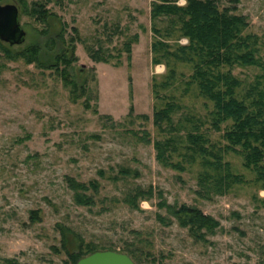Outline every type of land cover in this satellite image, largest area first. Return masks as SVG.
<instances>
[{
    "label": "rangeland",
    "instance_id": "1",
    "mask_svg": "<svg viewBox=\"0 0 264 264\" xmlns=\"http://www.w3.org/2000/svg\"><path fill=\"white\" fill-rule=\"evenodd\" d=\"M151 1L50 0L45 35L40 33L42 24L25 14L16 0H0L1 5L18 6L26 33L20 44L0 41L11 53L8 56L0 48V260L61 264L66 259L60 245L61 225L76 233L65 234L71 247L79 240L77 234L119 251L126 243L141 244L138 238L146 239L149 244L142 243L146 249L156 257L164 256L155 264H264V190L242 167L239 155L229 153L226 159L248 182L209 199L196 193V166L178 173L155 159L152 83L161 79L165 66L151 61ZM177 3L183 5L185 0ZM219 4L229 2L219 0ZM236 7L247 17L245 32L257 36L258 56L264 62V0H239ZM64 23L65 44L57 37ZM71 28L78 34L72 35ZM55 36V46L46 48L48 38ZM129 39L127 55L124 43ZM33 44L40 47V61L53 59L60 48L76 58L69 79L78 90L65 84L55 69L26 63L15 54ZM98 46L111 55L107 62L90 57ZM178 70L185 76L167 91L185 110L178 114L194 113L207 120L211 103L194 85L186 88L190 67L181 65ZM232 72L249 82L262 70L235 65ZM143 130L151 143L138 138ZM221 133L211 129L209 136L222 143ZM121 168L131 174L122 176ZM65 175L99 181L93 207L74 203ZM137 185H152L155 193L134 210L121 198ZM159 191L171 204L194 205L212 215L219 228L206 236L207 242L195 240L165 209L158 208ZM33 210L37 219H31ZM157 214L172 222L162 224Z\"/></svg>",
    "mask_w": 264,
    "mask_h": 264
},
{
    "label": "trees",
    "instance_id": "2",
    "mask_svg": "<svg viewBox=\"0 0 264 264\" xmlns=\"http://www.w3.org/2000/svg\"><path fill=\"white\" fill-rule=\"evenodd\" d=\"M16 1L25 14L42 24L40 33L46 35V21L51 14L46 3L50 0L33 1L30 4L25 0ZM177 1L152 0L150 4L151 61L154 65L162 63L165 66L161 79H154L152 83V93L156 100L152 113V124L157 131V136L152 141L155 159L162 166L178 173L196 166L199 186L196 193L209 199L213 194H226L235 184L248 182L244 174L235 172L226 159L227 154L234 153L241 157L242 167L253 174V181L264 190V62L258 56L257 36L245 32L248 20L245 15L236 12L239 0H228L229 4L224 6H220L219 0H185L183 5H179ZM64 26L65 23L57 37L65 44ZM71 29L72 35L78 34L76 28ZM55 38L56 36L48 38L46 48L55 46ZM134 38L135 36L133 41ZM180 38H185L186 42L181 43ZM131 42L129 39L124 43L127 55ZM0 48L6 55H11L1 43ZM39 51V45L33 44L15 54L24 58L26 63L55 69L65 84L72 86L73 91L78 90L76 83L69 79V68L76 58L72 54L67 56L66 49L60 48L53 59L40 61ZM89 55L94 61L100 62H107L111 57L101 46L91 50ZM181 65L191 69L185 83L186 88L194 85L198 94L211 103V110L205 121L194 113L178 114L183 106L171 93H167L178 79L185 76L184 72L178 70ZM235 65L257 67L262 73L245 82L232 72ZM211 129L222 131L224 142L211 140ZM138 138L151 143L149 133L145 130ZM119 172L122 176L131 174L127 168H121ZM98 173L102 172L99 170ZM116 179V176L112 177V180ZM64 181L72 191L75 204L85 207L96 204L94 194L100 188L97 179L80 181L71 175H65ZM154 193L152 185H137L124 192L121 199L130 209L139 210L140 202L149 200ZM156 195L159 199L156 204L158 208L165 209L195 240L207 242L206 236L219 228V221L197 206L171 204L161 191ZM30 216L31 219H37V211H31ZM156 217L164 225L172 222L170 218L160 214ZM58 228L60 245L66 254V259L61 264H75L79 258L96 250H116L85 241L78 234V242L71 247L67 244L65 234L76 233L61 225ZM138 240L141 244L126 243L120 252L128 254L136 264L162 262L164 256L156 257L142 244L145 241L149 244L148 240ZM53 249L58 251L56 247ZM0 264L20 263L14 258H3Z\"/></svg>",
    "mask_w": 264,
    "mask_h": 264
},
{
    "label": "water",
    "instance_id": "3",
    "mask_svg": "<svg viewBox=\"0 0 264 264\" xmlns=\"http://www.w3.org/2000/svg\"><path fill=\"white\" fill-rule=\"evenodd\" d=\"M25 31L15 3L0 4V41L10 45L23 43ZM81 73V70H80ZM75 264H136L132 258L117 250H96L79 258Z\"/></svg>",
    "mask_w": 264,
    "mask_h": 264
},
{
    "label": "built area",
    "instance_id": "4",
    "mask_svg": "<svg viewBox=\"0 0 264 264\" xmlns=\"http://www.w3.org/2000/svg\"><path fill=\"white\" fill-rule=\"evenodd\" d=\"M186 42V41H185Z\"/></svg>",
    "mask_w": 264,
    "mask_h": 264
}]
</instances>
